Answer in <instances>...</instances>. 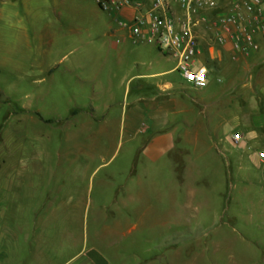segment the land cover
<instances>
[{
  "label": "rangeland",
  "instance_id": "1",
  "mask_svg": "<svg viewBox=\"0 0 264 264\" xmlns=\"http://www.w3.org/2000/svg\"><path fill=\"white\" fill-rule=\"evenodd\" d=\"M227 2L193 16L201 47L216 44L219 15L230 13ZM94 10L107 17L93 0H0V247L8 253L3 264H60L83 244L99 247L109 264H264V164L255 156L264 136L250 138L242 128L251 115L264 118V48L232 49L236 61L229 55L225 64L206 63L208 82L200 89L175 73L192 94L221 102L204 106L220 114L210 120L208 144L180 142L184 153L176 161L173 156L175 167L164 162L160 218L126 212L96 217L92 203L77 211V202L67 199L75 173L88 162L69 147L63 124L75 105L90 101L91 88L62 74L57 59L71 49L70 38L91 32ZM77 18L82 26L74 29ZM53 60L57 66L48 75L44 68ZM233 131L261 146L238 150L225 141ZM108 167L94 172L91 194ZM89 170L84 188L91 187ZM170 188L172 201L166 197ZM148 197L145 204L152 206ZM14 240L33 245L11 252Z\"/></svg>",
  "mask_w": 264,
  "mask_h": 264
},
{
  "label": "crops",
  "instance_id": "2",
  "mask_svg": "<svg viewBox=\"0 0 264 264\" xmlns=\"http://www.w3.org/2000/svg\"><path fill=\"white\" fill-rule=\"evenodd\" d=\"M93 1L107 17L100 16L101 12L94 10L95 17L91 24L88 23L91 32L70 38V41L73 40L71 49L57 59V62H62V74H70L77 84H89L91 88L90 101L75 105L63 124L69 147L77 149L88 162L81 164L75 173L73 196L69 194L67 199L77 202L74 205L77 211L82 204L86 210L92 203L96 217L120 216L126 212L140 218L152 213L160 218L161 185L165 181L161 178V169L164 162L167 160L171 168L175 167L176 159L184 153L180 142L198 145L200 141V148L209 143L210 120L217 112V115L220 113L218 108L207 113L204 106H219L221 102H209V99L206 102L201 94H192L176 78L175 73L179 72L174 56L160 51L142 37L135 39L131 36L127 22L137 13L131 3L137 2L141 12H146L152 11L153 0H124L120 7L114 4L108 8H102L96 0ZM167 4L169 15L174 19L183 17L184 11L176 0H167ZM253 16L257 20L251 21L255 28L254 50H261L264 48V0L255 8ZM119 21L127 22L121 24ZM72 24L74 29L82 26L78 18ZM45 31L50 32L47 25ZM222 33L220 26L216 44L206 45L205 42L202 47L198 44L197 57L204 65L225 64V57L229 55L237 60L238 55L233 52L230 41L222 43L219 40ZM42 53L49 54L50 51L43 50ZM56 66L53 60L45 66L44 71L50 75ZM102 73H105L104 77ZM236 95L240 96L241 91L238 90ZM251 118L250 123L244 122L242 126L239 122V126L247 131L250 138L264 136V126L259 124L264 118L255 115H251ZM257 145L261 146V142L246 139L238 145V150L255 148ZM175 155L177 158L174 159ZM117 158L116 164L108 167ZM96 161L97 164L89 170L88 164ZM101 166L108 168L96 180V192L91 194L94 172ZM88 170L91 187L84 188L81 180ZM171 182L170 178L168 183ZM148 196L154 200L152 206L145 204L151 198ZM166 197L172 201L171 188ZM63 234L65 237L62 231ZM17 241L10 244L11 252L22 250V244L29 248L33 245ZM51 243L53 245V241ZM56 244L61 248L65 245L60 242ZM85 245H81L72 257L60 264H109L107 255L99 247L91 245L87 248ZM4 249H7L6 246L0 247V264L5 258L8 260V253ZM11 258L9 262H12Z\"/></svg>",
  "mask_w": 264,
  "mask_h": 264
},
{
  "label": "built area",
  "instance_id": "3",
  "mask_svg": "<svg viewBox=\"0 0 264 264\" xmlns=\"http://www.w3.org/2000/svg\"><path fill=\"white\" fill-rule=\"evenodd\" d=\"M124 0H96L102 8L116 4L117 7ZM263 0H228L230 13L219 15L222 34L219 40L224 43L230 41L236 51H250L256 48L253 38L254 24L257 21L253 12ZM184 11L183 17L174 19L168 14L167 0H153L152 11L141 12L137 2L131 6L137 11L127 22L133 38H144L155 45L160 51L174 56L177 60L176 70L181 77L193 88L200 89L207 85L208 70L197 57L199 52L197 36L194 26L198 20L193 16L201 10H214L221 6V0H176ZM242 12V14H241ZM121 24L125 21H119ZM250 25L249 27L247 26ZM233 145H240L245 136L242 132L233 131L229 135ZM257 160L264 164V145L255 150Z\"/></svg>",
  "mask_w": 264,
  "mask_h": 264
}]
</instances>
